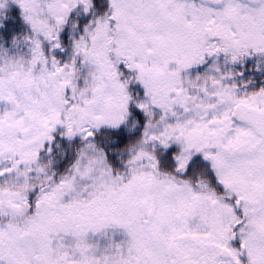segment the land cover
Segmentation results:
<instances>
[{
    "label": "snow or ice",
    "instance_id": "6c2138e0",
    "mask_svg": "<svg viewBox=\"0 0 264 264\" xmlns=\"http://www.w3.org/2000/svg\"><path fill=\"white\" fill-rule=\"evenodd\" d=\"M0 264H264V0H0Z\"/></svg>",
    "mask_w": 264,
    "mask_h": 264
}]
</instances>
